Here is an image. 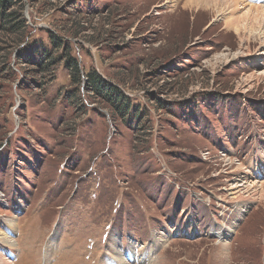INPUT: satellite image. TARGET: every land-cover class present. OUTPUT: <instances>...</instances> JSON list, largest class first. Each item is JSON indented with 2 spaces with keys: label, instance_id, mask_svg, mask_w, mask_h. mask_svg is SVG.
<instances>
[{
  "label": "rangeland",
  "instance_id": "374dc122",
  "mask_svg": "<svg viewBox=\"0 0 264 264\" xmlns=\"http://www.w3.org/2000/svg\"><path fill=\"white\" fill-rule=\"evenodd\" d=\"M195 1L22 0L24 55L56 57L48 33L63 37L83 89L64 61L39 79L7 53L12 264H264V198L229 189L264 180V18L247 12L264 0ZM93 72L121 91L125 122L84 89Z\"/></svg>",
  "mask_w": 264,
  "mask_h": 264
},
{
  "label": "trees",
  "instance_id": "16d2710c",
  "mask_svg": "<svg viewBox=\"0 0 264 264\" xmlns=\"http://www.w3.org/2000/svg\"><path fill=\"white\" fill-rule=\"evenodd\" d=\"M71 22L76 24V18H74V21L71 20ZM27 36L22 0H0V66L2 67L0 72L2 71L4 74L5 70H8L6 74L11 73L12 75V70L5 66L8 52L11 55L14 54L19 61L22 58L25 62L28 60L32 61V58H27V55H24V50H22L26 45L25 38ZM48 38L52 51H62L60 55L55 57L53 52L49 50L48 52L44 51V49L33 50V52H39L40 60L36 63L32 61L34 64L31 63L33 65L31 72L38 75L39 79L41 77L45 78L46 74L47 77H51L54 72V66L58 62L64 61L65 68L69 71L68 76L75 87L73 92H77L82 87V77L77 61L69 53L67 41L52 32L48 33ZM84 89L99 97L101 102H108L113 109V113L121 116L123 122L126 121L128 103L123 100V95L117 86L106 83V80L101 75L93 72L87 74Z\"/></svg>",
  "mask_w": 264,
  "mask_h": 264
},
{
  "label": "bare ground",
  "instance_id": "6f19581e",
  "mask_svg": "<svg viewBox=\"0 0 264 264\" xmlns=\"http://www.w3.org/2000/svg\"><path fill=\"white\" fill-rule=\"evenodd\" d=\"M224 1H225L224 4H226L228 2L230 6L232 5V3L236 4V2H238V0H219V1L217 0L216 2L218 3V2H224ZM196 3L197 2L195 0H186V3L184 5L191 7L192 4L195 5ZM247 12L248 13L252 12L257 17H260V18L262 17V19L264 18V6H262V5H256V6L251 5V6H249V9ZM238 172H239V174L241 173V174L245 175L244 169L237 168L235 173H238ZM229 189L233 190L232 199L234 201L243 200L244 197H251L252 198L253 196H256L258 198H264V180L259 181V182H249V183H246L244 181V182H241L239 184L232 185L231 187H229ZM244 194H246V195H244ZM11 229H12V226H11ZM9 233H11L10 230H9ZM7 235L4 232H0V262H1L0 264H12L10 258L13 255L12 253H14L15 243L11 240V238L9 239V236H7ZM221 235L228 236V234H222L221 233L219 237H221ZM116 253L118 255L121 254V251L119 248H116ZM150 254H151L150 252L145 253L144 254L145 259H147V257L150 258V256H149ZM118 258H119V256H118ZM124 259L125 258H123L122 260L120 259V264L125 262ZM108 264H117V263H113V262L109 261Z\"/></svg>",
  "mask_w": 264,
  "mask_h": 264
}]
</instances>
